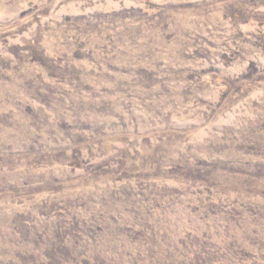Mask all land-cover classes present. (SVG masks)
Segmentation results:
<instances>
[{
  "label": "rangeland",
  "instance_id": "1",
  "mask_svg": "<svg viewBox=\"0 0 264 264\" xmlns=\"http://www.w3.org/2000/svg\"><path fill=\"white\" fill-rule=\"evenodd\" d=\"M0 264H264V0H0Z\"/></svg>",
  "mask_w": 264,
  "mask_h": 264
}]
</instances>
